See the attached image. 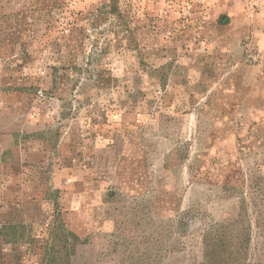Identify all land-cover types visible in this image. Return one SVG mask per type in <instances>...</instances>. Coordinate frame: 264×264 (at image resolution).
Instances as JSON below:
<instances>
[{
    "label": "rangeland",
    "instance_id": "rangeland-1",
    "mask_svg": "<svg viewBox=\"0 0 264 264\" xmlns=\"http://www.w3.org/2000/svg\"><path fill=\"white\" fill-rule=\"evenodd\" d=\"M109 2L0 33V264H264V11Z\"/></svg>",
    "mask_w": 264,
    "mask_h": 264
},
{
    "label": "trees",
    "instance_id": "trees-1",
    "mask_svg": "<svg viewBox=\"0 0 264 264\" xmlns=\"http://www.w3.org/2000/svg\"><path fill=\"white\" fill-rule=\"evenodd\" d=\"M12 2L13 0H0V33L5 38H8L6 37L8 35L6 33L9 30L11 32L16 31L17 23L15 24L11 23V20L14 18V16L17 18L18 21L24 19L25 20L24 26L20 28L18 34H19V39H21L20 41L22 42V45H25V47L28 45L27 43H29L30 45L32 42H34V39H36L37 37L39 38H43V36L47 37L48 32L52 30L54 27H56L57 22L61 27L59 33H64V31L67 30V27H69V30L71 28H74V25H72L73 22L71 21L66 23L59 21L60 14H66L65 12L68 11L67 9L68 0H34L33 2H31V0H24L21 8L11 7ZM10 8L11 11L9 12L11 13H7V9ZM12 12H15L16 14H13ZM102 12L107 14V16H116L118 18V21L122 25H124L125 27L128 26L127 25L128 23L125 18V13L122 11L119 5V0H110L109 3L104 5V9ZM11 14H13V17H11ZM29 16H31L30 18H32L31 21L28 20ZM27 51H28L27 48H23V50L20 52V57L21 58L28 57L29 54L27 53ZM71 62L64 63L60 66L57 65L52 66L54 69L53 72L54 84L59 83V81L64 79L66 81L71 82L73 80L74 73H79L80 71L83 70V68L79 67L77 63L71 65ZM103 73L105 72L98 73L96 77V82L105 84L104 81H106L105 79L106 76ZM16 89L28 90L29 87L27 86L17 87ZM3 228L8 231V235H9V236L7 235L8 237L12 236L13 238L12 240L14 241L18 240L16 225L10 224V225H6ZM1 232H3V230L0 231V234H2ZM69 235L73 237L74 241L78 240V236L74 232L69 231Z\"/></svg>",
    "mask_w": 264,
    "mask_h": 264
},
{
    "label": "built area",
    "instance_id": "built-area-1",
    "mask_svg": "<svg viewBox=\"0 0 264 264\" xmlns=\"http://www.w3.org/2000/svg\"><path fill=\"white\" fill-rule=\"evenodd\" d=\"M246 1L254 9L264 11V0H246Z\"/></svg>",
    "mask_w": 264,
    "mask_h": 264
}]
</instances>
